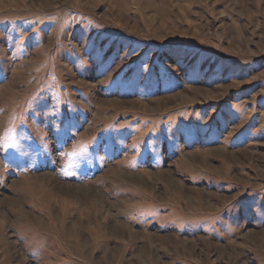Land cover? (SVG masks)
I'll use <instances>...</instances> for the list:
<instances>
[{
	"label": "rangeland",
	"instance_id": "obj_1",
	"mask_svg": "<svg viewBox=\"0 0 264 264\" xmlns=\"http://www.w3.org/2000/svg\"><path fill=\"white\" fill-rule=\"evenodd\" d=\"M0 264H264V0H0Z\"/></svg>",
	"mask_w": 264,
	"mask_h": 264
},
{
	"label": "bare ground",
	"instance_id": "obj_2",
	"mask_svg": "<svg viewBox=\"0 0 264 264\" xmlns=\"http://www.w3.org/2000/svg\"><path fill=\"white\" fill-rule=\"evenodd\" d=\"M114 104H117V105H118V104H119V102L117 101V102H116V103H114ZM148 108H149V107H148Z\"/></svg>",
	"mask_w": 264,
	"mask_h": 264
}]
</instances>
